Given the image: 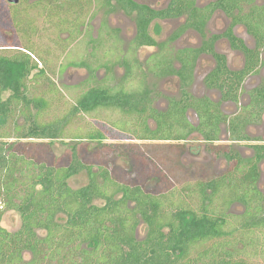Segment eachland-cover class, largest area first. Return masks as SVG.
<instances>
[{"label": "trees", "instance_id": "16d2710c", "mask_svg": "<svg viewBox=\"0 0 264 264\" xmlns=\"http://www.w3.org/2000/svg\"><path fill=\"white\" fill-rule=\"evenodd\" d=\"M116 1L128 13L137 11L136 46L154 45L160 49L166 43H157L147 33L154 18L186 16L184 26L169 39L172 41L187 27L203 33L212 12V8L197 6L196 0H170L159 10L133 0ZM47 2H50L48 6L36 5L40 7L42 18H56V26L68 23L71 8L68 2L60 1L56 5L51 0ZM221 3V8L229 15L238 6L227 0ZM20 7L22 11L25 9L22 3L9 8L19 13ZM29 9L26 6V14ZM258 12L254 6L250 12L237 14L234 19L248 24L249 18L260 16ZM10 20L6 23L0 19V27L12 33L9 40L0 38V195L6 194L10 187H25L24 196L12 209L19 213L21 221L24 216L34 217L33 222L37 224L28 229L44 230L43 241L49 260L57 264H263L258 259H264V194L257 184L259 163L264 160V143L252 144L250 157L218 150L234 162V168L208 180L182 184L176 198L172 188L168 189L170 186L163 190L167 191L165 193H150L141 183L120 180L123 174L113 173L107 165L87 164L81 157L82 149L88 153L82 143L71 145L67 156L65 151L56 155L52 150V142L56 139H105L106 136L96 129L69 134L68 125L74 117L101 110L118 112L116 119H109L108 124L127 134L128 139L180 142L190 140L196 133L209 150L215 147L212 142L220 140L221 124L225 123L227 140H251L246 128L260 122L264 110V84L250 93L249 103L232 117L223 114L219 102L193 96L187 87L198 55L208 53L215 58L216 66L206 78L207 86L217 88L223 100L237 103L244 76L257 65L256 50L229 35L232 46L241 49L246 56L245 66L239 71L228 69L225 58L214 50L213 38L204 40L199 48L179 50L171 58L161 54L159 59L152 60L151 66L147 65L148 70L157 78L175 74L181 84L180 97L168 99L164 109L153 106L149 89L126 92L123 87L96 85L82 92L64 117L43 122L32 108L43 110L47 99L29 96L26 80L33 70V79H41L45 69L31 59L37 54V46L35 54L18 42L19 35L31 37L35 29L27 28L23 22L20 24V20ZM250 23L258 48L264 44L262 23ZM70 30V38L74 39L77 32ZM30 31L33 34H29ZM94 41L96 39L89 37L86 42ZM97 49L98 46L92 47L93 52ZM1 50L12 53L1 54ZM173 60L181 63L178 70L172 67ZM121 63L125 75L131 76L130 62L123 60ZM76 64L90 68L85 61ZM101 66L109 64L105 62L97 67ZM6 91L10 95L2 100L1 94ZM189 111L195 116L193 120ZM13 112L24 122L13 121L9 130L5 124ZM61 161L66 164L61 165ZM144 167L143 164L134 166L138 177ZM82 174L87 176V183L71 187L69 180ZM164 197L170 198L168 208ZM234 204L241 207L239 213L230 212ZM34 207L37 208L34 210ZM142 223L146 234L139 239L138 227ZM6 232L0 226V264H23L22 253L11 250L8 245ZM33 253L36 258L37 251Z\"/></svg>", "mask_w": 264, "mask_h": 264}, {"label": "rangeland", "instance_id": "374dc122", "mask_svg": "<svg viewBox=\"0 0 264 264\" xmlns=\"http://www.w3.org/2000/svg\"><path fill=\"white\" fill-rule=\"evenodd\" d=\"M25 1V0H24ZM28 1V0H27ZM138 2L152 4L155 9L161 8L167 0H137ZM210 0H198V6H202ZM60 2V1H58ZM57 2V3H58ZM29 14L22 11V7L18 10H11L6 0H0V19L6 23H10V19L20 20L25 26H32L35 33L31 37L19 35V44L26 46L36 55H32L31 59L37 63L38 67L45 69L43 77L34 78V70L30 73L26 80V87L29 96L44 97L47 99V106L38 111L36 107L32 108L33 113L38 115L37 118L43 122H49L64 117L69 109L75 104L76 99L82 92L96 85H110L116 88L123 87L126 92L136 90L149 89L152 91L154 106L164 108L168 97H180V86L176 77H168L160 79L154 76L152 71L147 69V65L151 66L152 60L159 59V55L172 57L174 53L183 47H199L203 40L209 37L211 33H218L227 26L225 17L221 12H216L208 21L205 27V36L199 34L196 30L189 28L183 31L180 36L171 42H167L171 34L179 30L185 23L186 16L183 15L177 19H154L150 25L148 32L157 42H167L163 48L140 47L133 48L129 46L135 34L134 19L125 17L120 10L105 13V8L101 9L96 0H80L79 4L71 7L69 11L68 23L63 26H56L54 23L56 18H42L40 15V7L29 5ZM11 11V15H10ZM4 16V17H3ZM6 18V19H5ZM18 18V19H17ZM62 19L64 17H61ZM73 18H75L73 20ZM74 23H76L75 26ZM108 26L109 30L101 27V24ZM69 24V25H68ZM74 27V28H73ZM91 27V30H89ZM63 30L61 31V29ZM76 30L77 35L71 39L70 29ZM119 29V33L114 35L112 30ZM70 30V31H69ZM92 32L93 36H97L96 41L86 42L89 40L84 32ZM238 34L244 33L242 27L236 29ZM121 32V33H120ZM11 32L8 29L0 27V38L9 40ZM97 34V35H96ZM36 35V36H35ZM35 36V37H34ZM246 43L249 46L254 45V39L246 35ZM35 46H37L35 48ZM97 51L93 52L92 47H97ZM218 52H227L229 50L226 40H220L216 45ZM2 51V50H1ZM94 56H90L91 53ZM7 50L1 54H11ZM155 55V56H153ZM126 57L131 64V76L125 75L124 65L121 63L122 58ZM153 56V57H152ZM263 65L259 70L249 76L241 91V102L248 101V91L264 82V51L262 52ZM228 62L231 68H239L242 64V55L239 52H229ZM85 61L90 65L78 66L76 63ZM147 61V62H146ZM107 63L109 66L97 67L101 63ZM176 67L179 66L177 61L174 62ZM215 65L214 58L208 54H202L198 57L196 70L194 74L192 86L189 91L196 95H207L213 100L220 99V93L216 89H208L204 86L203 77ZM109 67V68H108ZM93 68V69H92ZM126 77V78H125ZM10 95L9 91L1 94V99L6 100ZM223 110L226 113L235 112L237 106L233 103H223ZM14 113V112H13ZM118 112L110 110H101L88 114H79L73 118L68 125L70 133H86L88 130H100L105 137L99 139H56L52 142V150L56 155H60L65 151L68 155V149L75 143L84 144L88 153L81 150L82 159L90 165L97 166L107 165L111 171L122 173L120 180L128 183H141L145 191L150 193H165L172 188V192L176 193L178 188L185 183L197 180H208L213 177L227 173L234 168V162L225 158L220 151L237 152L242 157L251 156L253 150L250 145L254 141H238L233 142L227 140V133L223 129L221 141L213 144L212 149H207L206 144L200 141L201 137L194 133L192 138L187 141H143L136 139H128L127 134L114 130L109 126V119L114 120ZM189 116L193 120L195 116L189 111ZM5 128L11 129L13 121L22 124L23 118L17 113L10 115ZM225 126H223L224 128ZM68 132V130L66 131ZM247 132L251 138H260L264 143V114L262 123L258 125H249ZM198 140H197V139ZM126 151L127 153H125ZM64 156V155H63ZM59 161V160H58ZM66 161L61 165H65ZM132 164V165H131ZM144 165L143 172L138 177L134 166ZM260 179L258 187L264 194V161L260 163ZM118 178V177H117ZM119 179V178H118ZM87 183L85 174L73 177L69 180V185L73 188L79 187ZM25 187H10L8 192L0 195V226L7 230L6 240L10 244L11 250H17L23 255V264H57L54 260L47 258L45 250L47 248L44 243V230L39 228L28 229V226H34V217L30 219L29 215L24 216L21 221L19 213L12 209L20 202V198L24 196ZM11 197V199H9ZM6 200H12L7 203ZM165 206L170 205V198L164 197ZM37 208V207H36ZM34 207V210L36 209ZM34 210L32 212H34ZM241 207L234 204L230 208V212L239 213ZM35 213H38L36 211ZM45 214V212L43 211ZM42 216V214H40ZM27 218L29 221L26 222ZM146 234V228L142 223L138 227V238L141 239ZM84 247V246H83ZM34 252L37 251L36 258ZM264 264V259L259 258Z\"/></svg>", "mask_w": 264, "mask_h": 264}, {"label": "flooded vegetation", "instance_id": "af4514ba", "mask_svg": "<svg viewBox=\"0 0 264 264\" xmlns=\"http://www.w3.org/2000/svg\"><path fill=\"white\" fill-rule=\"evenodd\" d=\"M48 0H19V2L18 3H16V4H13V3H8L7 1V3H8V5H10V6H12V5H18L19 3H22V6H23V8H25L26 9V6H28V4L29 5H38L39 3L41 4V5H43V6H48L49 4H50V2H47ZM58 1H61V2H68V6H70V7H75L76 6V4H79V2H80V0H51V2H53V4L54 5H56L57 4V2ZM83 1H85V2H87V0H83ZM97 1V3H99V5L101 6V9L102 8H105L106 10H105V13H110V12H114V10H120L122 13H123V15L125 16V17H132L133 19H134V25H135V34H134V36H133V38H132V44L131 45H129V46H133V48L135 49V47L136 48H140V47H143V46H145V47H154V45L153 46H149V45H141V46H136V43H135V38H136V34H137V24H136V16H137V11L136 10H134V11H131L130 13H128L127 11H125L123 8H121L118 4H117V1L116 0H96ZM135 3H137V4H139V5H147V6H149L150 8H152V9H155L154 8V5H152V4H146V3H142V2H138L137 0H133ZM169 1L170 0H167V2L164 4L163 3V6H161V8H159V9H162V8H165L167 5H168V3H169ZM223 0H210L209 2H207V3H205L204 5H202L201 6V8H205V7H207V8H212V12L210 13V16H209V18L207 19V21H206V23H205V26H204V29H203V33H200L199 31H197L195 28H193V27H187V28H184L182 31H181V33L183 32V31H185L186 29H189V28H192V29H194V30H196L197 32H199V34L200 35H202L203 37L205 36V27H207V24H208V21L211 19V17L214 15V14H216V12L218 13V12H221V15L223 16V17H225V19L226 20H228L227 21V26H225L224 27V29L222 30V31H220V32H218V33H211V35L209 36V37H206L204 40H207V39H209V38H213L214 39V43H213V46H214V50H215V52H217L218 54H220V55H222L224 58H225V63H226V66L228 67V69L229 70H231V71H239V70H242L243 68H244V66H245V63H246V56H245V53L241 50V49H238V48H234L233 46H232V43H231V41H230V37H229V35H232V36H234L235 37V39H237V40H239L240 42H242L246 47H248V48H250V49H252V50H256L257 52H258V61H257V65L254 67V69L252 70V71H250L248 74H246L245 76H244V79H243V82L241 83V88H240V90H239V98H238V102L237 103H235L234 101H230V100H223L222 99V97H221V93H220V91L217 89V88H212V87H208L207 86V84H206V78L208 77V75H209V73L214 69V67L216 66V61H215V58L211 55V54H208V53H201V54H199L198 55V57L200 56V55H202V54H208V55H211L213 58H214V61H215V65L213 66V68L209 71V72H207L205 75H204V77H203V83H204V86L206 87V88H208V89H216V90H218L219 91V93H220V99L219 100H213L212 98H210L209 96H207V95H202V96H196V95H194V94H192L190 91H189V88L192 86L191 84L193 83V79H194V74H195V70H196V63H197V60H198V57H197V59H196V61H195V66H194V69H193V73H192V80H191V82H190V84L188 85V91L193 95V96H196V97H207V98H209V99H211L212 101H215V102H219L220 103V109H221V111L223 112V114H225L226 116H230V117H232V116H234V115H236L239 111H240V109L242 108V106L243 105H246V104H248L249 103V101H250V99H251V92L254 90V89H256L257 87H260L261 85H263L264 84V82L263 83H261L260 85H258V86H256V87H254V88H252V89H250L249 91H248V101H246L245 103H242L241 102V99H240V97H241V91L243 90L242 88H243V84H244V82H245V80L249 77V76H252L253 74H255L258 70H259V68L263 65V60H262V52L264 51V44L262 45V46H260V47H258V48H256V46H257V41H256V38L254 37V35H253V33H252V28H251V26L249 25V23L250 22H261L262 23V26H261V28H262V31H264V0H227V3L229 2V3H231L233 6H234V4L235 3H238V6L237 7H234V9H233V11H232V15H229V13H227L223 8H221V2H222ZM198 0H196V5L198 6ZM256 7L257 9H258V11L260 12V16H257L256 18H249L248 19V24H245V22H247V21H245V22H239V21H236L235 19H234V16H236L237 14H243V13H248V12H250V10H251V8L252 7ZM200 7V6H199ZM240 8H242V11L240 12ZM25 9H23V12H26L25 11ZM159 9H155V10H159ZM258 12V13H259ZM239 15V16H240ZM182 17V16H181ZM177 18H180V17H176V18H165V19H177ZM154 19H160V18H154ZM153 19V20H154ZM165 19H161V20H165ZM152 20V21H153ZM260 20V21H259ZM151 21V22H152ZM150 22V23H151ZM185 22H186V20H185ZM150 23H149V25H150ZM185 24V23H184ZM184 24L179 28V30L184 26ZM251 24V23H250ZM149 25H148V27H147V33H148V35L153 39V40H155L150 34H149V32H148V29H149ZM253 25V24H252ZM104 26V27H103ZM101 27L102 28H105L106 27V29H108L109 30V28H108V26H106V24L104 23V25L103 24H101ZM239 27H242V28H244V30H245V32L244 33H241V34H238L237 33V31H236V29L237 28H239ZM113 29V28H112ZM90 30H91V27H90ZM179 30H176V31H174L172 34H171V36L173 35V34H175L176 32H178ZM113 32H112V34H114V35H116V34H118L119 33V29L118 28H114L113 30H112ZM121 33V32H120ZM180 33V34H181ZM180 34H179V36H180ZM84 35L87 37L88 36V38L90 37V38H97V36H93V34H92V32L91 33H85L84 32ZM97 35V34H96ZM246 35H248V36H251L253 39H254V45L253 46H249L247 43H246ZM171 36L169 37V39L171 38ZM178 36V37H179ZM177 37V38H178ZM177 38H175L174 40H176ZM222 39H224V40H226V42H227V45H228V48H229V50L227 51V52H225V53H223V52H218L217 51V48H216V45H217V43L220 41V40H222ZM174 40H172V41H174ZM203 40V41H204ZM156 41V40H155ZM157 42V41H156ZM167 42H171L170 40H168ZM167 42H166V45H167ZM157 43H159V42H157ZM161 43V42H160ZM163 43V42H162ZM203 43V42H202ZM201 46H202V44H201ZM201 46H199V47H201ZM156 47H158V46H156ZM199 47H195V48H193V47H183V48H181V49H178L177 51H179V50H184V49H196V48H199ZM176 51V52H177ZM234 51H236V52H239L241 55H242V58H243V60H242V64H241V66L239 67V68H235V69H233V68H231V66H230V64H229V62H228V54H229V52H234ZM175 52V53H176ZM174 53V54H175ZM164 55H166V54H164ZM153 56H155V55H153ZM152 56V57H153ZM169 58V57H168ZM171 58V57H170ZM123 60H127V58L124 56L123 58H122V61ZM128 61V60H127ZM175 61H177V60H173L172 61V67L174 68V69H176V70H178L180 67H181V63L179 62V61H177L178 63H179V66L178 67H176L175 65H174V62ZM147 62V61H146ZM125 68V67H124ZM147 69H148V66H147ZM168 77H176L177 78V80H178V84H179V86H180V89H181V84H180V79H179V77L177 76V75H175V74H172V75H167V76H164V77H161L160 79H164V78H168ZM180 95H181V92H180ZM170 98H176V97H168L167 98V103H168V99H170ZM179 98V97H178ZM233 103L234 105H236L237 106V108H236V110H235V112H233V113H226L224 110H223V107H222V104L223 103ZM167 103H166V106H167ZM153 106H154V103H153ZM165 106V107H166ZM156 107V106H155ZM164 107V108H165ZM156 108H158V107H156ZM164 108H158V109H164ZM263 114H264V110L262 111V113H261V115H260V122L258 123V124H261L262 123V117H263ZM258 124H255V125H258ZM251 125H254V124H251ZM223 126H225V123H222L221 124V131H223V129L226 131V127H224L223 128ZM247 129H248V127L246 128V132H247ZM247 134H248V132H247ZM221 136H222V132H221ZM221 136H220V140L219 141H221ZM248 136H249V134H248ZM249 138L251 139V140H246V141H254V142H252V144H255V143H262L261 141V139L260 138H251L250 136H249ZM201 141V140H200ZM219 141H215V142H212L213 144L214 143H216V142H219ZM204 142V141H203ZM233 142H238V141H233ZM204 144H205V142H204ZM251 144V145H252ZM251 145H250V147H251ZM252 149V148H251ZM252 155H253V153H252ZM251 155V156H252ZM246 157H250V156H246ZM264 161V160H263ZM262 162V161H261ZM260 162V163H261ZM260 163H259V169H260ZM260 175H261V171H260ZM259 179H260V177H259ZM259 181V180H258ZM258 185V184H257Z\"/></svg>", "mask_w": 264, "mask_h": 264}, {"label": "water", "instance_id": "95a60500", "mask_svg": "<svg viewBox=\"0 0 264 264\" xmlns=\"http://www.w3.org/2000/svg\"><path fill=\"white\" fill-rule=\"evenodd\" d=\"M8 3L16 4L19 2V0H6Z\"/></svg>", "mask_w": 264, "mask_h": 264}]
</instances>
